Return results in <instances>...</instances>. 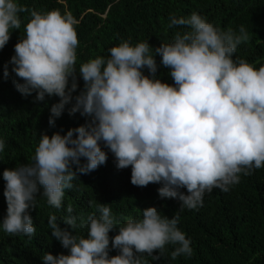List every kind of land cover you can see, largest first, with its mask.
Masks as SVG:
<instances>
[{
    "label": "clouds",
    "instance_id": "9594fccd",
    "mask_svg": "<svg viewBox=\"0 0 264 264\" xmlns=\"http://www.w3.org/2000/svg\"><path fill=\"white\" fill-rule=\"evenodd\" d=\"M24 12L30 20L10 60L23 81H14L16 89L24 96L35 92L37 101L46 95L60 98L51 106L50 126L70 103L69 115L79 112L91 120L65 135H41L32 163L3 171L7 215L2 228L8 235H34L29 209L35 208L40 189L47 204L60 209L77 172L88 174L106 163L101 143L114 155L118 169L131 167L133 185L161 184L159 195L178 199L180 211L198 209L206 192H227L240 182L241 173L248 176L264 167V66L257 69L244 59H233L237 46L249 40L243 26L237 34L197 13L173 16L170 28L188 30L176 32L171 43L153 49L148 41L135 46L122 41L108 50L107 58L82 63L78 72L84 87L73 98L78 88L77 21L56 10L40 13L16 0H0V50L11 31L21 28L19 13ZM157 55L170 69L174 85L155 78ZM3 75H9L7 66ZM4 147L0 140V152ZM96 208L100 215L88 216L87 238L62 229L57 216H49L52 236L69 254L47 252L44 264H145L143 254L158 260L166 245L175 246L172 259L193 254L190 240L177 227L179 212L169 219L149 207L142 218L129 217L118 227L111 247L119 254L110 257L109 232L119 221L108 204ZM66 211L69 215L62 220L74 230L78 225L72 206Z\"/></svg>",
    "mask_w": 264,
    "mask_h": 264
},
{
    "label": "trees",
    "instance_id": "16d2710c",
    "mask_svg": "<svg viewBox=\"0 0 264 264\" xmlns=\"http://www.w3.org/2000/svg\"><path fill=\"white\" fill-rule=\"evenodd\" d=\"M20 5L40 13L52 10L62 15H71L76 21L79 45L77 53V91L84 87L79 76V66L98 56L107 58L109 49L122 41L135 46L147 42L155 49L163 43H171L178 31H187L183 26L169 27L171 17L187 18L197 13L215 27L226 31L232 28L239 34L241 26L249 40L237 46L233 59H244L255 68L264 66V0H16ZM21 28L11 31L10 40L0 50V140L5 147L0 152V264H44L45 253L54 256L69 254L51 234L49 216L56 215L62 229L73 231L74 235L87 238L88 216L100 215L96 208L99 203L108 204L112 214L119 221L117 229L109 232V256L119 254L111 247V238L118 234V227L126 219L142 218L143 209L155 207L162 216L171 219L179 212L177 227L190 240L193 249L191 257L183 255L172 259L175 246L166 245L165 252L158 260L146 253L142 255L145 264H264V167L253 170L251 175L240 174V182L224 192L214 188L205 193L203 205L198 209L184 208L180 211L178 199L161 197L158 183L138 187L131 183V167L118 169L114 155L101 143L107 153V161L96 170L81 174L72 181L73 187L65 189L60 209L47 204L46 198L37 194L35 208L29 215L36 229L31 237L25 234L8 235L3 231L2 221L7 215V203L3 195L5 181L3 171L33 162L35 149L43 134L51 136L59 132L65 135L69 129L90 122L91 117L79 112L69 115L66 105L62 115L49 125L51 106L59 102L57 96H45L43 101L35 99L36 93L22 95L14 81L16 77L10 63L15 55V44L25 36V25L30 20L28 12L19 13ZM154 51V50H153ZM157 72L155 78L174 85L170 69L161 64V57H155ZM7 66L9 75L4 77ZM145 75H151L147 68ZM71 80L69 82V86ZM75 100L73 99L72 103ZM75 135V134H74ZM81 163H86L81 158ZM75 171V166H73ZM180 191L187 194L186 189ZM71 205V215L77 217L78 227L74 230L64 223L63 217ZM83 219L84 226L81 225ZM154 252L153 255H158Z\"/></svg>",
    "mask_w": 264,
    "mask_h": 264
}]
</instances>
